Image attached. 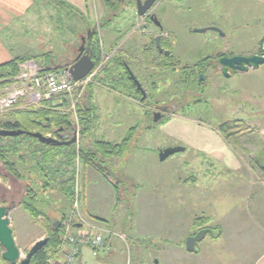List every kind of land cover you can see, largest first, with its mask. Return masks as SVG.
<instances>
[{
  "label": "rangeland",
  "instance_id": "1",
  "mask_svg": "<svg viewBox=\"0 0 264 264\" xmlns=\"http://www.w3.org/2000/svg\"><path fill=\"white\" fill-rule=\"evenodd\" d=\"M86 2L87 8L81 13L65 7L67 12L60 11L61 0H40L36 39L39 43H45L37 45L36 41V46L30 48L28 58H33L36 65L45 58L53 66L61 64L65 67V63L73 57L67 61L65 59L70 58L72 51L80 44V36L84 35L87 27H94L98 33L101 55H104L103 52L107 56L111 54L105 49V44L112 38L117 42L114 45L117 56L128 62L140 82H146L147 75L159 80L155 83V93L150 88L151 83L145 87L149 94L153 93L146 105L152 102L160 105L175 103L181 107L177 119L164 118L153 123L149 117L145 118V110L138 111L129 102L114 96L95 97L92 103L89 89L95 84L100 85L95 80L96 74L93 83L83 90L73 91L69 98L73 114L70 137L75 134L77 141L74 143L76 159L73 186L70 188L74 193L72 202H67L64 185L60 184V174L53 175L51 171L43 182L51 185L50 216L59 219L60 210L65 216L69 215L76 196L79 212L82 211L92 225L98 224L104 231L100 232L105 246L98 249L83 247L78 264H253L264 252V171L259 166L264 164V135L259 136L251 123L241 124L236 120H264V72L262 74L256 70L226 78L220 73L208 71L202 81H196L192 76L188 80L189 69H180L156 77L153 71L144 69L140 64L141 49L151 38L147 30L155 27L150 25L147 30L143 27L144 22L135 15L131 0H123L116 13L107 11L102 0ZM234 2L158 0L153 8L154 14L164 30L172 34L173 54L181 66L192 65L198 57L222 49L227 42L220 36L224 32L237 43L241 42L240 46L244 49L255 46L256 37L248 33L251 29L238 30L234 24L236 19L240 21L242 18L236 15ZM224 21L230 24L231 30L224 28ZM212 28L219 32L210 30ZM41 29L45 34L40 33ZM199 29L207 30L204 33L194 32ZM261 46L260 53L257 52L260 55L264 52ZM113 57L104 59L102 64L111 73H114L115 67ZM130 60H133L132 63ZM106 84L108 87L103 88L113 86L107 80ZM131 92L132 89L121 94ZM89 99L97 108V121L82 139L76 109L78 105L87 106ZM20 104L26 105L24 102ZM123 112H130L132 119L124 118ZM235 121L234 130L229 131L230 138H225L220 125ZM203 127L212 129L219 137L213 134L214 138L208 141L210 147L219 145L217 149L210 151L206 146L199 147L203 138L208 140L204 133L196 138L194 145L183 134L192 130L200 132ZM131 128H136V131L122 154L110 157L95 151V142L119 144ZM168 130L173 135L163 134ZM175 147L184 148V151L164 161L159 160L160 151ZM81 150L90 151V155L82 156ZM15 159L16 156L11 157L14 162ZM56 163L51 167H56ZM90 164L100 166L109 177L116 178L115 197L114 188L102 175L94 172ZM18 170L23 171L21 166H18ZM60 170L65 168L61 167ZM8 175L0 162V185L12 189L14 184ZM64 175L66 180L72 177V171L68 170ZM32 179L36 181V176H32ZM29 183L35 185L26 178L25 184ZM3 191L0 186V195ZM5 192L11 193L10 190ZM40 193L41 190L37 194ZM22 213L21 217L19 215L21 229H27L23 230L27 237L41 233L39 239L46 238L42 217L32 219L23 210ZM30 221L32 226L27 225ZM33 225L38 233L31 232L34 231ZM203 229L219 230L221 234L217 238L206 235L196 243L195 252H187V238ZM88 232L96 234L97 231ZM17 246L22 258L31 248L24 246L20 238Z\"/></svg>",
  "mask_w": 264,
  "mask_h": 264
},
{
  "label": "trees",
  "instance_id": "2",
  "mask_svg": "<svg viewBox=\"0 0 264 264\" xmlns=\"http://www.w3.org/2000/svg\"><path fill=\"white\" fill-rule=\"evenodd\" d=\"M102 3L107 11L116 13L122 2L119 0H102ZM69 9L75 10L71 7H69ZM97 37V34H95V43L91 46V59L94 61L95 67L99 66L103 61L101 56L102 51ZM263 42L264 38L261 40L260 45ZM152 52V50H147L145 55L151 56ZM258 53H260V51ZM219 57H221V55L216 56V58ZM31 60L34 59L22 57L0 65V88H4L12 84L13 78L20 73L19 66ZM151 64H153V61L150 62L149 65ZM115 66L116 67H113L114 73L108 72V67L102 66L98 71L97 77L95 78L96 82H98L101 86L106 87V80L113 77V74H115L119 87H116L115 84L109 89L116 90L122 87L124 92L125 90H134V84L129 86L127 82L124 81V67L120 64L119 59L115 61ZM163 67L166 69L165 65ZM51 71L56 72L57 70ZM44 73L45 71H43L41 74ZM135 94L131 92V94H126L124 96L139 101V97H136ZM18 105L11 111L1 115L2 119H0V129L36 132L41 133L44 136H50L54 138H59L60 136H65L70 133L71 127L73 125V114L70 111L71 100L67 95L59 94L52 95L49 99L42 98L38 105ZM76 118L79 127H81L79 135L83 139L90 133L92 125L97 121V116L95 115V106L92 105L90 99L88 100L87 106H77ZM236 123V121L235 123L226 122L220 125V131L223 133L225 138H230L231 134H229V131L234 130ZM134 131L135 128H131L126 138L123 139L119 144L97 141L94 143V149L96 152L104 153L106 156L110 157L114 155H120L126 149L131 137L134 134ZM79 152L82 153V156L90 155V151L87 150H81ZM262 153H264V146ZM94 154L95 153H93L92 156H94ZM12 156H16V159L22 162L24 166V168H22L23 171L18 170V163L11 160ZM26 157L28 160H26ZM58 157H61V160H58ZM75 159L76 151L74 144L63 147H52L43 145L36 139L25 135L16 138L0 137V162L6 171L17 180H22L24 174L30 175L28 178L32 182H35V185L29 183V185L25 186L24 195L18 205H20L32 219H38L39 217H42L45 222L47 244L31 258L30 264H50V262H57L59 260L58 258L60 256L62 245L61 223L67 217L62 212V210H60L59 219H55L53 215L50 216L48 214L50 206H52L51 202H49V193H52V191L50 190L51 185L47 182H43V178L47 177V174H51V171L53 175L56 173L57 175L60 174L62 177V182L60 184L64 185L63 192L67 198V202L71 203L74 193L71 192L70 188L73 186V165L75 164ZM54 163H56V167H51ZM259 166L260 169L264 171V164L262 165L261 163ZM61 167H64L65 170H60ZM55 169L60 170V172L56 171ZM97 169L98 171L105 173V170H102L100 166H98ZM68 170L72 171V177L64 180V174L67 173ZM32 176H36V181L32 179ZM38 184L40 185L38 186ZM114 187L117 188V185ZM39 190H41V193L37 194ZM59 203L61 204V202ZM2 252L3 250L0 247V264H9L2 259Z\"/></svg>",
  "mask_w": 264,
  "mask_h": 264
},
{
  "label": "crops",
  "instance_id": "3",
  "mask_svg": "<svg viewBox=\"0 0 264 264\" xmlns=\"http://www.w3.org/2000/svg\"><path fill=\"white\" fill-rule=\"evenodd\" d=\"M61 3H62L63 8L61 6H59L60 7L59 10L60 11L63 10V12L66 11L65 8L69 9V7H71L73 9L83 13V10H85L87 8L86 0H61ZM39 4H40V0H0V65L5 64V63L10 62V61H13L17 58L30 56V54H29L30 48L36 46V41L38 40V39H36V30L39 29V23L37 25V18H38L37 14L40 12L39 8L41 6ZM234 7H235V11L237 12L236 15H240L242 17L240 21H238L239 18L236 19L237 22L234 23V24H236V28L238 30L242 29V28L247 30L249 27L251 30L250 31L247 30L248 33H251V35L253 37H256L255 46L252 49H249V48L244 49L241 47L242 46L241 42L237 43V40H233V38L229 37L224 32L222 37L225 38L227 40V42L225 45H223L222 49H220L219 51L215 50L214 53H217V52L218 53L219 52L225 53L228 56H231V55L251 56V55L258 54L257 52L259 51L260 42L264 38V0H250V1L235 0ZM240 9L242 11H240ZM66 12L64 14H65V17L68 18V16H67L68 14ZM229 20H231V19H229ZM222 24L224 25V28L230 29V24L226 23V21H224ZM42 32H45V31H43V30L40 31L41 34H45ZM39 36H41V35H39ZM38 43L39 42L37 41V45H41V44H44L45 41L40 42L39 44ZM116 43H117L116 40L113 41L112 38L107 41V43L105 44V49L107 51L111 52V54L109 55L110 56L109 57V56H107V54L105 52H103V54H104L103 58L104 59L111 58L114 55L118 54L117 50H116L117 48L114 47V45H116ZM230 49H232V50L230 51ZM32 61H34V60H31L29 62H32ZM34 63H36V62L34 61ZM49 64H52L51 61L47 62V59L42 58L41 62L38 64V66L43 70ZM258 71H259V73H261V69ZM248 72H251V71H248ZM113 75H114L113 76L114 78H111V79L109 78L107 80V82L112 84V85L116 84L115 86L119 87V85L117 84L118 81L115 77V74H113ZM118 89H119L118 91L106 89V88H103V86H100L98 84L91 86L89 89V92H90V95L92 98V103H94L93 99L95 97L102 99L105 96H108L109 98H111V96H114L116 98H120V100H124L126 102H129L132 106L137 108L138 111L144 110V107L139 102H137L133 98H129V97L121 94V93H123L122 87H120ZM111 100H113V99H111ZM263 106H264V103H263ZM95 109L97 111L96 107H95ZM122 114H125V115H123L124 118H129V120L132 119L130 112H126V113L123 112ZM136 114H138V113L136 112ZM144 115H145V118H147L146 114H144ZM173 118L177 119L176 117H173ZM236 121H241L242 122L241 124H243V122L251 123L257 129L259 136L264 135V128H263L264 120H262V119H251V120H247V121L246 120H236ZM135 131H136V129H135ZM161 132H163V131H161ZM173 132L174 131H172V133ZM170 133L171 132L169 130L166 132H163V134H166V135H173ZM203 133L207 135L208 140H205L202 136L203 143L201 145H199V147H205L206 146L209 148L210 151L217 149L219 145H217V146L214 145L213 147H210L208 145L209 144L208 141L212 140L214 138V135H215L214 131L212 129H206L203 127L202 129L200 128V132L195 131V130L183 132V134L186 135L190 141H192V144L196 143V138L201 136ZM174 134H176V132H174ZM215 136L219 139V137L217 135H215ZM178 139H180V138L178 137ZM181 141H183V140L181 139ZM108 143H110V142H108ZM24 147H25V145H24ZM37 147L40 148L39 146H37ZM15 160H16V163H18L17 165L19 167L21 166L22 168H24V166H22V163L19 162L20 160H18V159H15ZM90 166L94 172H97L100 175H102V177H104L105 181L111 185L112 189L114 188V185L117 181V180L115 181L116 178L109 177L106 174V172L102 173L101 171H98L97 167H95L92 164H90ZM237 167L238 166L236 164V168ZM28 176H30V175L24 174V177L22 180H17L13 176L10 175L9 177L12 178L11 183L14 184V188H12V189H11V187H5V186L0 185L1 187H3L4 193H5V190H8V191L10 190L12 193L11 195L15 199V201L12 202L14 205V209L9 214L10 228L12 229V232H13V238H14L15 244L17 246L18 238H20L21 242L26 247L32 246L33 243L35 241H37V239L42 237L41 233H38L36 231L35 225H33L34 231H31V232H33L35 234V231H36L38 234L33 235L32 237H29V238L27 237L26 231H23V230H27V229H23V228L21 229V223L22 222L20 220V217H21L20 214H23L22 213L23 209L20 205H18V203L21 201V199L24 195V189L26 186V184H25L26 178H28ZM8 184H9V182H8ZM115 195H116V192H115V188H114L113 189V197H115ZM17 198H18V200H17ZM24 212H26V211H24ZM80 213L87 220V218L83 214V212L81 211ZM19 215H20V217H19ZM67 216H69V215H67ZM31 222L32 221L28 222L27 225L32 226ZM95 226L97 228H100V226L98 224H95ZM81 231L88 232V229H86L84 227H80L78 225H75L74 232L77 233V232H81ZM33 237H35V238H33ZM104 246H105V242H104ZM17 247H19V246H17ZM81 256H82V249L80 250V253H79V255L76 259V262L74 264H78ZM58 259L59 260L57 262H59L61 260V255L59 256ZM53 263H55V261L50 262V264H53ZM155 264H157V262ZM253 264H264V252L255 260V262Z\"/></svg>",
  "mask_w": 264,
  "mask_h": 264
},
{
  "label": "water",
  "instance_id": "4",
  "mask_svg": "<svg viewBox=\"0 0 264 264\" xmlns=\"http://www.w3.org/2000/svg\"><path fill=\"white\" fill-rule=\"evenodd\" d=\"M123 1V0H119ZM135 1V11L136 15L139 17L145 16L149 14L151 11L155 0H134ZM151 19L154 21L156 26L160 27V23L157 21L156 18L151 16ZM207 29H199L195 30L196 33H204ZM215 32H219L218 29L212 28L210 29ZM91 30L87 32V37L89 38L91 35ZM223 36V34H220ZM160 37L156 38L157 47L159 48V41ZM85 39L82 38V45L79 48L80 53L79 57L75 60V62L67 66V70L71 75L74 81H79L89 75L95 67V64L91 57L89 56L90 51V43L88 44L87 49L84 48ZM217 64L220 66L221 74L229 78L236 73H246L248 71H258L262 70L261 73L263 74L264 70V56L259 54L251 55V56H242V55H233L231 57H221L217 60ZM43 71L48 72L51 71V68L46 67ZM130 77H132L137 90L142 93V89L139 83L135 80L131 73ZM199 80L202 81V75L199 76ZM144 99V95L141 98V101ZM158 119L154 118V122ZM29 136L31 138L36 139L39 143L47 146L52 147H63V146H70L76 142L75 134L71 138L68 135L60 136L59 138H54L50 136H44L41 133L36 132H26L23 130H6L0 129V137L1 138H16L19 136ZM184 148L175 147L165 149L160 151L159 153V160L164 161L169 156L174 155L179 152H183ZM14 209V205L12 206H0V247L2 248V259L9 263V264H30L31 258L41 249H43L47 244V239L42 238L33 243L27 254L23 259H21V253L19 249L15 245V241L13 238L12 229L10 228V221H9V214ZM58 226V225H57ZM221 232L219 230H210V229H203L200 230L195 235L188 237L185 242L186 251L189 253L195 252V245L196 243L202 241L206 235H210L212 238H217Z\"/></svg>",
  "mask_w": 264,
  "mask_h": 264
},
{
  "label": "built area",
  "instance_id": "5",
  "mask_svg": "<svg viewBox=\"0 0 264 264\" xmlns=\"http://www.w3.org/2000/svg\"><path fill=\"white\" fill-rule=\"evenodd\" d=\"M261 50L264 51V42ZM261 56H264V52ZM19 69L20 73L13 78L12 84L0 89V116L11 111L21 102L26 105H38L42 98L49 99L52 95L59 94H65L71 99L74 90H83L86 85L93 83L92 80L94 81L98 70L79 81H74L67 69L41 74L43 70L34 62L22 64ZM78 204L75 196L69 216L61 223V260L55 264H74L83 247L88 246L92 249L104 247L103 235L100 232L103 230L90 224L80 214ZM75 225L97 232L96 234L85 231L75 233Z\"/></svg>",
  "mask_w": 264,
  "mask_h": 264
},
{
  "label": "flooded vegetation",
  "instance_id": "6",
  "mask_svg": "<svg viewBox=\"0 0 264 264\" xmlns=\"http://www.w3.org/2000/svg\"><path fill=\"white\" fill-rule=\"evenodd\" d=\"M145 1V0H144ZM123 2V1H121ZM156 3H158V0H155V3L151 9V11L149 12V14H146L145 16L142 17H138L139 20L143 21L144 25L143 27H147L150 25H153L155 28V30L153 28H150L148 31V35L151 37L150 41L148 42V44H146L145 46L142 47L141 49V62L140 64L142 65V67L146 70H151L153 71V74L157 76H162L164 74H168V73H172L176 70H186L189 69L190 74L188 75V80L191 79L190 76H192V78L194 77V79L196 81L199 80V76L205 75L207 74L208 71L214 72V73H220L221 74V69L220 66L217 64V60L221 57H231L226 55L225 53H214L211 52L210 54H207V56H200L198 57V59L195 61V63H193L192 65H186V66H181V62L178 61L177 59H175V56L173 54V46H174V41H173V36L171 33L167 32L166 30H164L163 26L161 25V23L158 21L157 16H155L153 8L156 5ZM130 4H132V7L135 10V1L131 0ZM136 15V14H135ZM151 16H153V18H156L157 21L160 23V27L156 26V24L154 23V21L151 19ZM137 19V20H138ZM94 28V27H93ZM93 28H88L85 30L84 35L80 36V44L78 45V47L74 50V52L72 51V54L70 55V58H66L65 61L71 59L70 62H66V66L62 67L61 64L55 65L53 66L52 64H49L47 67L51 68V70H59V69H67V66L72 65L75 60L79 57V55L83 54L80 53L79 48L82 45V38L85 39L84 42V48L85 50L88 47V44L90 43V51H89V56L91 57V46L95 43V34L98 35L97 31H94ZM91 30V36L88 38L87 37V32ZM159 38L158 44H159V48L157 47V42H156V38ZM163 45V46H162ZM131 48V46L129 47ZM147 50H152V54L151 56L149 55H145ZM118 54L114 55V59L113 61L115 62L116 60L119 59L120 64L123 65L124 67V81L127 82V84L129 86H131L132 84H134L135 89L132 90V92L135 94V96L139 97V102L143 107L144 110L146 111V117H149V119L153 120V123H157L159 121H161L164 118H173V117H177V113L180 110L181 105H176L175 103H171V104H158L157 102H152L151 105H146L145 102H147V99L150 98L152 94L148 93V90L145 89L146 86H150L151 83L152 86H150V88L152 89V92L155 93L156 86L155 83L159 80H154L153 79V75H147L146 77V82H140L137 77L135 76V74L133 73V71L131 70L130 65H128V62L122 58H119L117 56ZM217 55H221V57L216 58ZM102 59L103 61L101 62V64L97 67H94V69L92 70V72L96 71V75L98 74V71L100 70L103 62H104V58L103 55ZM233 56V55H232ZM135 59V58H134ZM133 60H130V62L132 63ZM153 61V64L149 65L150 62ZM94 62V61H93ZM95 64V63H94ZM166 66V69H164L163 66ZM116 67V66H115ZM131 73L133 75V77L135 78V80L139 83L141 89H142V93L140 91L137 90V87L132 79V77H130ZM237 74V73H236ZM116 76V75H115ZM205 79V78H204ZM200 81V80H199ZM145 84V85H144ZM144 95V99L141 101L142 96ZM196 95V94H195ZM135 100V99H134ZM154 118L158 119L156 122H154ZM153 125V124H151ZM137 128V127H136ZM135 128V129H136ZM70 137V133L67 134ZM12 193H3L2 195H0V206H12V202L15 201L14 197L11 195ZM13 233V232H12ZM16 245V244H15ZM17 247V246H16ZM18 248V247H17ZM20 251V250H19ZM21 253V252H20ZM27 254V253H26ZM21 259L22 255H21ZM7 263V262H6Z\"/></svg>",
  "mask_w": 264,
  "mask_h": 264
}]
</instances>
